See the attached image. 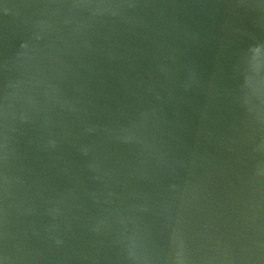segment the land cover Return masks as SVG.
Masks as SVG:
<instances>
[{
  "label": "water",
  "instance_id": "95a60500",
  "mask_svg": "<svg viewBox=\"0 0 264 264\" xmlns=\"http://www.w3.org/2000/svg\"><path fill=\"white\" fill-rule=\"evenodd\" d=\"M0 264H264V0H0Z\"/></svg>",
  "mask_w": 264,
  "mask_h": 264
}]
</instances>
